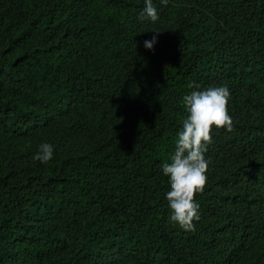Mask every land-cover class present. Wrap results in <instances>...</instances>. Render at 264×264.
I'll list each match as a JSON object with an SVG mask.
<instances>
[{
    "label": "trees",
    "instance_id": "1",
    "mask_svg": "<svg viewBox=\"0 0 264 264\" xmlns=\"http://www.w3.org/2000/svg\"><path fill=\"white\" fill-rule=\"evenodd\" d=\"M153 4L0 0V264H264V0ZM216 86L235 131L185 231L161 165L183 96Z\"/></svg>",
    "mask_w": 264,
    "mask_h": 264
},
{
    "label": "clouds",
    "instance_id": "2",
    "mask_svg": "<svg viewBox=\"0 0 264 264\" xmlns=\"http://www.w3.org/2000/svg\"><path fill=\"white\" fill-rule=\"evenodd\" d=\"M165 7L168 0H160ZM138 19L156 23L159 20L153 0H145L144 8ZM156 33L160 31L153 30ZM156 42L145 41V47L153 48ZM199 88L198 85L195 86ZM231 92L227 86L210 87L205 90H194L185 94L182 104L187 112L178 133V140L169 161L161 165L163 175L168 177L170 190L166 193L170 220L185 231L195 229L194 221L200 219L199 203L195 197L205 190L209 161L205 157L208 146L213 143V128L224 129L228 133L235 131L234 120L228 111ZM54 155L51 144L42 143L34 159L48 164Z\"/></svg>",
    "mask_w": 264,
    "mask_h": 264
}]
</instances>
